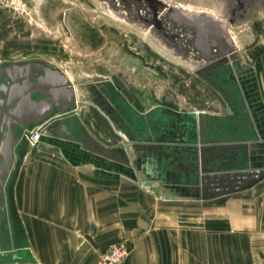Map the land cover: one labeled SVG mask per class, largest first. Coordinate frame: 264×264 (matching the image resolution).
<instances>
[{
    "label": "crops",
    "instance_id": "obj_1",
    "mask_svg": "<svg viewBox=\"0 0 264 264\" xmlns=\"http://www.w3.org/2000/svg\"><path fill=\"white\" fill-rule=\"evenodd\" d=\"M244 32L243 51L228 58L233 85L215 86L199 75L211 89L198 92L204 106L137 105L141 117L154 108L184 115L165 114L168 135H127L117 125L123 117L115 120L87 100L86 87H75V104L64 114L53 109L31 127L41 128V137L29 142L13 201L36 264H95L120 243L130 249L124 264H264V12ZM50 71L70 79L58 67ZM26 74L19 62H0V88L8 75H18L22 88ZM32 101L53 102L33 95ZM7 112L0 106V169L11 141H19L15 157L22 147L21 131L9 139L6 126L1 130ZM179 120L198 126L193 166L175 150L186 148L173 138ZM218 171L261 175L238 182ZM10 177L0 186L8 187ZM7 199L5 193L0 203Z\"/></svg>",
    "mask_w": 264,
    "mask_h": 264
},
{
    "label": "rangeland",
    "instance_id": "obj_2",
    "mask_svg": "<svg viewBox=\"0 0 264 264\" xmlns=\"http://www.w3.org/2000/svg\"><path fill=\"white\" fill-rule=\"evenodd\" d=\"M162 1L224 18L236 9L238 21L247 12L248 18L231 28L237 51L247 40L242 31L264 12L258 0ZM186 36L187 57L152 29L117 17L100 0H18L12 8H0V62L49 63L82 86L112 80L143 111L158 105L180 111L205 105L198 92L211 89L196 73L201 60L188 43L192 32Z\"/></svg>",
    "mask_w": 264,
    "mask_h": 264
},
{
    "label": "water",
    "instance_id": "obj_3",
    "mask_svg": "<svg viewBox=\"0 0 264 264\" xmlns=\"http://www.w3.org/2000/svg\"><path fill=\"white\" fill-rule=\"evenodd\" d=\"M104 3H107L114 11L115 15L119 18L125 17V20L130 22L131 24L137 23V25H143L148 29H152L153 33L159 36V38L169 47L177 46V53L182 56H190L188 55L184 45V42L187 41V32H192L193 40H188V43L191 44V48L193 53L198 54L199 59L201 60L200 66L196 70L198 75H205L204 73L207 71L206 68L214 63H222L227 62L228 58L236 59L235 55V42L231 35L232 26H236L238 23L246 20L248 17V13L244 12L243 15H240V21H238V17L236 9H233L232 15L227 18L216 16L214 14H210L208 12H198L183 6L177 5H169L167 2L162 0H100ZM240 1V0H236ZM261 5V10L264 9V0H258ZM125 13V14H124ZM225 45L229 47L230 50L225 48ZM215 61V62H214ZM198 64V63H197ZM208 65V66H206ZM52 72V71H51ZM56 78H58L57 82L60 86L65 88L66 84H68L69 79L56 71L52 73ZM45 90V89H44ZM46 94V93H44ZM70 100L69 102L62 101H53L52 104H48L47 102L42 103L40 105L35 104L32 101V93L25 97V106H27L26 111L30 112L32 109H36L42 107L45 111L39 119H21L18 118L16 114L20 112L22 107L19 110L7 112V116L10 118L4 119V124L2 125V129L6 126L8 131L9 139H12L15 132L24 131L23 138L21 140L22 147L18 152V156L15 157L11 150L13 151L16 145L19 143L18 140L11 141L8 155L9 158H5L6 166L4 173H0V178L5 181L12 174L10 183L7 187L0 186V197L4 198L5 193L8 191V198L10 204V216L12 220V230H13V244L10 248H0V264H36V260L31 252L30 245L28 243L22 221L20 219V215L18 214L17 208L13 201V188L14 181L16 179L17 173L22 165V161L25 157L27 147L29 146L28 138L31 136V127L38 124L40 121H45L46 116L53 110L57 109L62 114L69 109L74 100H75V91L71 89L69 91ZM47 96V95H46ZM2 107V105L0 104ZM160 108L152 109L149 114L155 112ZM165 111L175 115L176 117H184V115L173 112L168 109H164ZM1 116V114H0ZM197 123L193 121V123L183 124L180 120L173 124L172 128L177 129V134L173 135V138L176 139L179 144L186 145L185 147L179 148L180 146H176L175 150L179 153H184L188 155V161L195 162L196 158L192 156H197L196 145L198 144V136H197ZM188 137V139H186ZM185 138V139H184ZM182 142V143H181ZM194 144V145H193ZM181 149V151H180ZM192 155V156H191ZM191 158H190V157ZM260 172L254 173H237L225 175L222 172H217V177L224 178L229 177L231 180L236 179L238 182L242 179L243 181H255L260 179ZM253 181V182H254ZM237 190H240L239 188ZM5 202V201H4ZM3 202V203H4ZM4 211L6 212L5 208Z\"/></svg>",
    "mask_w": 264,
    "mask_h": 264
},
{
    "label": "flooded vegetation",
    "instance_id": "obj_4",
    "mask_svg": "<svg viewBox=\"0 0 264 264\" xmlns=\"http://www.w3.org/2000/svg\"><path fill=\"white\" fill-rule=\"evenodd\" d=\"M225 48L230 50L227 45H225ZM231 60L235 59L233 58ZM228 63V61L222 63L216 62L210 65L206 68L207 71L203 76L215 86L233 85L235 80L233 79L234 76L229 72L227 67ZM21 65L23 70L27 72L25 76L20 78V80L23 81V87L19 89L16 86L17 81H19L18 75H8L7 87L5 89L0 88V94L5 96V100L0 102V104L2 106L4 104L8 112L15 111V109L19 110L22 107L20 112L16 114L18 118L32 120L36 118L39 119L40 117L39 111H26L28 109L27 106H25V97L29 94V92H31L33 96H39L42 99L69 102V91L71 89H74L75 91L77 87H86L87 92L85 98L87 100L94 101L99 104V106L115 120L117 114L123 117L121 121L117 122V125L127 135H156L160 132L164 133V135H168V121H166L167 116H165V114L168 115L167 111L158 110L148 114L147 116L141 117L135 101L132 100L128 94L125 93L123 89L118 87V85H116L112 80L104 79L102 81L91 83L87 86H82L80 84H76L70 78L68 84H66L65 88H63L57 83L61 80L58 81V78L52 75V72L50 71L51 69H55V66L37 60L21 63ZM221 70L224 71L223 75L219 73ZM34 72H37L38 75L35 76ZM75 100L73 104H75ZM21 132L22 134L24 133L23 130ZM176 134L177 132L173 135ZM192 157L195 158V156ZM193 164L191 162L192 166ZM5 168L6 166H2L0 173H4ZM2 208H5L6 212ZM9 208V198L3 204L0 203V248L5 249L10 248L14 241Z\"/></svg>",
    "mask_w": 264,
    "mask_h": 264
},
{
    "label": "built area",
    "instance_id": "obj_5",
    "mask_svg": "<svg viewBox=\"0 0 264 264\" xmlns=\"http://www.w3.org/2000/svg\"><path fill=\"white\" fill-rule=\"evenodd\" d=\"M18 0H0V8H12L16 5ZM41 128L31 132V136L28 138V141L32 145H36L41 137ZM130 256V249L124 243H120L112 246V248L102 254L95 264H124V262Z\"/></svg>",
    "mask_w": 264,
    "mask_h": 264
}]
</instances>
